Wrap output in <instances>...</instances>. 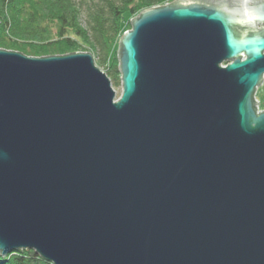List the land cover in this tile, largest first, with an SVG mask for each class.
Listing matches in <instances>:
<instances>
[{
  "label": "water",
  "instance_id": "95a60500",
  "mask_svg": "<svg viewBox=\"0 0 264 264\" xmlns=\"http://www.w3.org/2000/svg\"><path fill=\"white\" fill-rule=\"evenodd\" d=\"M173 0L89 52L0 48V255L264 264V0Z\"/></svg>",
  "mask_w": 264,
  "mask_h": 264
},
{
  "label": "trees",
  "instance_id": "16d2710c",
  "mask_svg": "<svg viewBox=\"0 0 264 264\" xmlns=\"http://www.w3.org/2000/svg\"><path fill=\"white\" fill-rule=\"evenodd\" d=\"M173 0H0V48L28 56L89 52L121 84L119 39L141 11ZM0 264H53L17 249Z\"/></svg>",
  "mask_w": 264,
  "mask_h": 264
},
{
  "label": "rangeland",
  "instance_id": "374dc122",
  "mask_svg": "<svg viewBox=\"0 0 264 264\" xmlns=\"http://www.w3.org/2000/svg\"><path fill=\"white\" fill-rule=\"evenodd\" d=\"M94 58V63H95V65L98 67V68H100V69H103L104 68V66L103 65H101L100 63H98L97 62V59L95 58V57H93ZM111 80V79H110ZM111 84H112V87H113V89H114V91H115V98H118L119 96H120V93H121V84H118V85H116L114 82H113V80H111ZM258 97L261 99V101H263L264 102V81H263V83L259 86V88H258Z\"/></svg>",
  "mask_w": 264,
  "mask_h": 264
},
{
  "label": "flooded vegetation",
  "instance_id": "af4514ba",
  "mask_svg": "<svg viewBox=\"0 0 264 264\" xmlns=\"http://www.w3.org/2000/svg\"><path fill=\"white\" fill-rule=\"evenodd\" d=\"M254 1H252V2H254ZM263 81H264V77H263ZM263 81H262V83H263ZM258 88H259V86L256 88L255 93L253 95V98H254L255 103H256L255 108H258L260 111H263L264 110V102L261 101V99L258 97V94H257L258 93Z\"/></svg>",
  "mask_w": 264,
  "mask_h": 264
},
{
  "label": "bare ground",
  "instance_id": "6f19581e",
  "mask_svg": "<svg viewBox=\"0 0 264 264\" xmlns=\"http://www.w3.org/2000/svg\"><path fill=\"white\" fill-rule=\"evenodd\" d=\"M253 101H254V105L256 106V103H255V100H254V98H253ZM255 111H256V113H259V112H261V111L257 112V110H256V109H255Z\"/></svg>",
  "mask_w": 264,
  "mask_h": 264
},
{
  "label": "built area",
  "instance_id": "2783aa9c",
  "mask_svg": "<svg viewBox=\"0 0 264 264\" xmlns=\"http://www.w3.org/2000/svg\"><path fill=\"white\" fill-rule=\"evenodd\" d=\"M257 110V112H259L260 110L258 108H255Z\"/></svg>",
  "mask_w": 264,
  "mask_h": 264
}]
</instances>
